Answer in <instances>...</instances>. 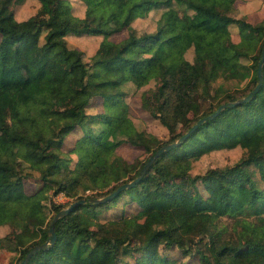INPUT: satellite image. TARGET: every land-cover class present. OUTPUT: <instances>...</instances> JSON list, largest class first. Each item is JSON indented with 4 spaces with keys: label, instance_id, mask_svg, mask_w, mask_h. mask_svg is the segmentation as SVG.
<instances>
[{
    "label": "trees",
    "instance_id": "16d2710c",
    "mask_svg": "<svg viewBox=\"0 0 264 264\" xmlns=\"http://www.w3.org/2000/svg\"><path fill=\"white\" fill-rule=\"evenodd\" d=\"M21 1L0 0V133L6 138L0 243L15 252L13 261L0 264H16L47 238L53 214L64 206L51 201L50 190L66 202L85 200L54 221L53 243L25 264H136L141 258L149 264H264V240L254 237L264 228V60L259 87L248 99L226 104L161 150L133 185L103 201L88 199L136 176L161 144L252 88L264 43V1L257 21L236 16V0H36V9L18 18L12 5ZM153 9V28L138 30L134 19ZM230 23L238 27L236 41ZM119 31L124 36L114 40ZM39 35L64 66H41L22 84L6 72L5 44ZM83 36L93 38L92 47L70 42ZM166 57L177 59L174 68L164 67ZM219 78L233 85L215 83ZM150 80L152 87L141 88ZM53 83L61 87L47 102L51 133L32 138L14 132L12 122L35 108V96ZM130 86L139 89L142 105L154 98L166 139L136 127ZM94 99L100 109L88 111ZM122 143L141 148L142 156L128 160L117 151ZM235 146L243 153L232 163L190 172L201 154ZM26 179L38 181L33 191L26 190ZM127 203L134 204L131 211ZM117 205L119 211L100 217Z\"/></svg>",
    "mask_w": 264,
    "mask_h": 264
},
{
    "label": "rangeland",
    "instance_id": "374dc122",
    "mask_svg": "<svg viewBox=\"0 0 264 264\" xmlns=\"http://www.w3.org/2000/svg\"><path fill=\"white\" fill-rule=\"evenodd\" d=\"M263 1L264 0H236V16H244L249 21H257L261 18L263 14ZM37 7L36 0H23L19 3L13 4L12 8L14 15L18 18H23L28 16L33 12ZM157 9L148 11L145 16L138 17L134 19L135 27L138 30L147 28L152 29L156 18H157ZM230 36L232 40H238L239 34L238 27L234 23L229 24ZM124 31L115 32L111 35L114 40L120 39L124 36ZM76 38V39H75ZM70 38L72 41L80 46H85L90 48L93 46L94 40L91 36L75 37ZM88 51V49L85 48ZM86 51V52H87ZM5 58L7 60L6 72L9 75L17 77L20 80V83L25 84L29 81L31 75L39 69L41 66L46 64H54L57 70H60L64 66L63 59L59 56L58 50L56 48H47L44 43L42 35L38 37H25L20 41L15 43H6L5 44ZM241 61L246 62L248 59L246 56L240 57ZM177 59L174 57L164 58V67L165 68H174L176 66ZM137 68H131L132 74L138 78L140 75L136 72ZM224 81L226 84L233 85L229 83L230 81L224 79H217L215 83ZM153 80H150L147 84L143 85L141 88L152 87ZM61 87L60 83H53L48 88L40 91L34 98L35 108L28 109L17 117V119L12 122V130L16 133L21 132L32 138H36L38 135H49L51 133V126L48 123L47 118L51 115L47 111V102L49 99H53ZM130 93L127 96L129 113L132 117L137 128L145 129L151 133L156 134L162 139L168 137V132L166 127L159 121L157 117L154 116L153 112L155 111V100L150 98L146 100V103L142 105L139 96V89L134 88V86L129 87ZM199 89H194L191 92V95L194 100L198 103H201L202 100L198 95ZM203 104L204 100H203ZM88 111H96L100 109L99 100L94 99L92 105L86 108ZM193 114V111L190 112V115ZM60 115L59 110L52 111V116L57 121ZM6 143V138L4 133H0V150L4 147ZM117 151L123 155L128 160H132L135 157H141L143 152L141 148L133 146L129 143H122L117 146ZM243 153V148L240 146H235L231 148H220L213 149L208 152L201 154L198 158L192 161L190 172H201L208 166H216L232 163ZM38 164L34 163V166ZM37 180H28L26 179L25 188L27 191H33L36 187ZM88 189L85 190V193H89ZM50 199L54 202H62L64 206L68 204L66 200L68 198L58 192L53 194L51 190L49 191ZM34 198H38V192L35 193ZM66 202V203H65ZM134 204L124 205L127 211L133 209ZM63 207V206H62ZM120 210V205H117L113 208H108L103 211L100 215L101 218L109 217L114 212ZM230 218L223 219V222H230ZM3 228L0 227V237L3 234ZM255 238L264 240V228H260L254 233ZM10 245L6 243H0V259L3 261H13L15 259V252ZM174 250H171L170 253L174 254ZM129 261H132L129 258ZM136 264H149L145 259H139V262Z\"/></svg>",
    "mask_w": 264,
    "mask_h": 264
},
{
    "label": "water",
    "instance_id": "95a60500",
    "mask_svg": "<svg viewBox=\"0 0 264 264\" xmlns=\"http://www.w3.org/2000/svg\"><path fill=\"white\" fill-rule=\"evenodd\" d=\"M264 60V43L261 47V54L260 57L258 59L257 62V66H256V74H257V79L254 83V85L252 86V88H250L248 90L247 93H245L242 96H239L235 99L232 100H227V101H222L220 102L215 109H213L211 112H209L206 115L200 116L198 117L183 133H181L179 136H177L176 138H174L171 141L165 142L163 144H161L158 148H156L154 150V152L150 153L147 157V159L144 161V163L142 164L138 174L136 176H134L133 178L123 181L121 183H119L117 186H115L111 191L101 195V196H97V197H92V198H88L89 200H93V201H103L106 199L111 198L112 196H114L119 190L123 189L126 186H130L133 185L141 176V174L147 170V168L149 167V165L151 164L152 160L155 158V156L163 149L169 148L171 146H174L176 144H178L181 140H183L190 131H192L196 125H198L200 122L203 121L204 118L206 117H211L214 114H216L223 106H225L226 104H234L236 102L239 101H243L248 99L259 87V84L261 82V67H262V63ZM85 199L83 197L81 198H76L74 200H71L68 202L67 205L59 208L52 216L51 220H50V224L48 226V230H49V234L47 236V238L40 242V243H35L34 245H32L27 251L26 253L18 260V262L16 264H25L26 261L28 260V258L30 257V255L36 251L39 247H45L48 244H52L53 241L55 240V232L53 229V224L54 221L60 217L61 215H63L64 213H66L75 203L78 202H82Z\"/></svg>",
    "mask_w": 264,
    "mask_h": 264
}]
</instances>
